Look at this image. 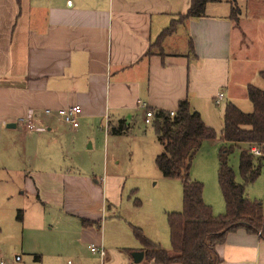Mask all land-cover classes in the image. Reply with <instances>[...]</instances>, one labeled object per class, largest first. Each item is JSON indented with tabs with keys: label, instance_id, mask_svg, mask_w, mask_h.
Instances as JSON below:
<instances>
[{
	"label": "crops",
	"instance_id": "0c3cea01",
	"mask_svg": "<svg viewBox=\"0 0 264 264\" xmlns=\"http://www.w3.org/2000/svg\"><path fill=\"white\" fill-rule=\"evenodd\" d=\"M189 4L190 0H0V144L19 139L10 142L11 151L4 148L0 160L10 182L9 196L19 193L37 206L49 205L78 217L76 233L88 248L90 243H105V221L100 230L97 219L107 204L121 203L125 183L124 176L107 173L109 161L120 162L113 141L118 137L108 126L120 119L146 125L142 105L173 111L187 99L207 126L222 127L223 111L216 105L236 104L237 89L250 84L246 77L261 71L263 64L257 61L264 60V37L245 41L240 10L235 21L226 3H208L203 16L177 23L156 45L161 31L185 14ZM219 93L222 99L215 103ZM73 105L80 107L76 128L58 117L60 110ZM29 112L33 130L20 120ZM129 136L140 138L131 130ZM64 137L74 138L75 145L84 137L89 149L102 151L103 192L97 179L93 186L88 178L60 168ZM17 145L25 162L12 147ZM206 197L203 189V200L209 203ZM214 207L217 213L223 211ZM135 251L113 260L106 252L97 254L101 264H136ZM216 252L219 264H264V239L238 229L227 234Z\"/></svg>",
	"mask_w": 264,
	"mask_h": 264
},
{
	"label": "rangeland",
	"instance_id": "374dc122",
	"mask_svg": "<svg viewBox=\"0 0 264 264\" xmlns=\"http://www.w3.org/2000/svg\"><path fill=\"white\" fill-rule=\"evenodd\" d=\"M211 3H214L212 5L226 3L239 8L241 15L239 26L245 35V41L259 42L264 37V34H258L264 32V0H219ZM260 25L262 28L259 27ZM260 46L264 47V44ZM261 59H264V55ZM257 62L264 65V60ZM263 65L260 70L264 68ZM246 80H249L251 85L264 89V81L257 70L253 75L247 76ZM237 97L235 105L243 112H251L252 105L246 97V87L243 90L240 87L237 89ZM224 105L223 101L216 107H220L223 111ZM129 124L131 128L122 138L112 135L118 137L113 141L118 144L120 162L114 163L111 160L107 168V173L110 175L124 176L121 203L114 207L110 203L107 204L103 216L97 219L101 221L100 230L105 221V243L100 246L95 242L90 243L102 247L104 254L106 252L110 260L119 256L127 257L130 249L135 251L142 248L141 242L133 234L135 228H139L147 239L170 251L167 213L180 212L182 209L180 181L163 177L155 166L154 158L161 152V146L156 140L152 126L138 122ZM23 125L26 127L24 123ZM213 128L216 132V140L204 141L201 144L194 155L190 177L203 183L205 197L207 194L206 200L209 203L204 202L211 206L214 215H221L225 212L217 182V151L222 146L221 125H215ZM130 130L140 137L139 140L134 137L137 139L134 142L135 146L131 143L134 138L129 136ZM63 139L65 145L61 154L63 164L60 168L64 169L66 174L88 178V183L93 186V179H97L99 192H103V181L100 178L104 179L106 173L102 166V151L89 149V141L84 137L80 138L76 145L74 144L76 140L72 137ZM18 140V137H12L8 142L6 141L8 145L0 144V148H3L0 150L1 163L4 148L11 151L10 142ZM12 147L16 148L20 162H25L26 156L19 145ZM243 148H246L245 144H238L228 155V164L239 183L242 179L238 171V156ZM27 168L28 166H24V169L28 170ZM7 176V172L0 169V260L7 264H101L98 254L89 250L87 246L89 243L85 244L83 240L78 239L79 235L76 231L81 225L78 217L68 216L49 205L37 206L35 202H29L19 193L14 194L19 191L18 189H15L16 191L11 189L14 196H9L7 188L10 187V182ZM244 195L250 200L259 202L263 200V170L248 185ZM137 202L139 205L136 204ZM214 206L223 207V211L215 212ZM17 210H22L21 222L16 219ZM91 226L95 224L91 223ZM141 262L148 263L145 260Z\"/></svg>",
	"mask_w": 264,
	"mask_h": 264
},
{
	"label": "trees",
	"instance_id": "16d2710c",
	"mask_svg": "<svg viewBox=\"0 0 264 264\" xmlns=\"http://www.w3.org/2000/svg\"><path fill=\"white\" fill-rule=\"evenodd\" d=\"M216 1L219 0H190L186 13L172 20L161 31L156 45L174 31L177 23L203 16L206 5ZM238 13L239 9L231 6V17L235 21ZM258 74L264 81V69ZM246 96L252 105L251 112H243L232 102H227L223 109L222 146L217 151V182L225 205V212L221 215H214L211 206L204 202L203 183L190 177L194 155L204 141L216 140L215 130L190 108L187 99L178 102L173 115L170 111H153L149 125L161 146L154 163L163 177L180 181L182 209L167 213L170 251L147 239L139 228L133 229V234L142 245L143 260L159 264H219L221 260L216 247L225 241L228 233L244 229L264 239V198L259 202L244 195L259 172H264V162L249 152L251 145L264 144V89L249 84ZM130 128L129 123L120 119L110 124L108 131L111 135L120 136ZM238 144L246 146L238 156L241 183L236 181L235 173L228 164V155ZM136 204L139 205L138 202ZM16 219L22 221V210L16 211Z\"/></svg>",
	"mask_w": 264,
	"mask_h": 264
},
{
	"label": "built area",
	"instance_id": "2783aa9c",
	"mask_svg": "<svg viewBox=\"0 0 264 264\" xmlns=\"http://www.w3.org/2000/svg\"><path fill=\"white\" fill-rule=\"evenodd\" d=\"M221 99H222V93H219L214 102L219 103ZM142 106L145 109L143 121L145 124H150L153 118V111L150 109H146L144 107L145 105H142ZM45 113H49V110H45ZM173 113L174 111H170V115H173ZM79 115H80V107L78 105L70 106L58 112L59 119L63 123L71 126L72 128H76L78 126ZM20 120L22 123L26 125L28 129L30 130L34 129V126L32 124V113L31 112H29L25 117H22ZM249 152L253 157L259 158L264 162V144L263 145H251L249 147ZM89 248L91 249V251L98 253L100 256L104 255V250L102 249V247H97L91 244ZM0 264H7V263L0 260Z\"/></svg>",
	"mask_w": 264,
	"mask_h": 264
},
{
	"label": "water",
	"instance_id": "95a60500",
	"mask_svg": "<svg viewBox=\"0 0 264 264\" xmlns=\"http://www.w3.org/2000/svg\"><path fill=\"white\" fill-rule=\"evenodd\" d=\"M10 127H13L14 125H8ZM132 258L135 263H139L143 258V251H135L132 253Z\"/></svg>",
	"mask_w": 264,
	"mask_h": 264
}]
</instances>
